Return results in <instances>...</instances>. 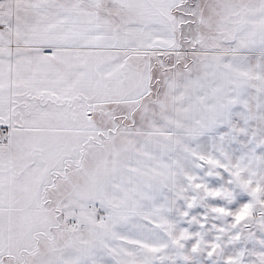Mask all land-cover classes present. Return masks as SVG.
<instances>
[{
    "label": "snow or ice",
    "instance_id": "6c2138e0",
    "mask_svg": "<svg viewBox=\"0 0 264 264\" xmlns=\"http://www.w3.org/2000/svg\"><path fill=\"white\" fill-rule=\"evenodd\" d=\"M0 264H264V0H0Z\"/></svg>",
    "mask_w": 264,
    "mask_h": 264
}]
</instances>
